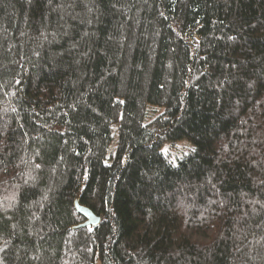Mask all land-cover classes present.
I'll use <instances>...</instances> for the list:
<instances>
[{
    "label": "trees",
    "instance_id": "trees-1",
    "mask_svg": "<svg viewBox=\"0 0 264 264\" xmlns=\"http://www.w3.org/2000/svg\"><path fill=\"white\" fill-rule=\"evenodd\" d=\"M97 261L264 264V0H0V264Z\"/></svg>",
    "mask_w": 264,
    "mask_h": 264
},
{
    "label": "rangeland",
    "instance_id": "rangeland-1",
    "mask_svg": "<svg viewBox=\"0 0 264 264\" xmlns=\"http://www.w3.org/2000/svg\"><path fill=\"white\" fill-rule=\"evenodd\" d=\"M150 107V114H149V121L158 113L164 111V108L162 107ZM193 148V145L189 142L188 139H183L178 142L174 143H167L163 147V152L168 155L171 160L175 163L178 162V160L182 159L186 154L190 152V150ZM97 264H101L100 261H97Z\"/></svg>",
    "mask_w": 264,
    "mask_h": 264
},
{
    "label": "water",
    "instance_id": "water-1",
    "mask_svg": "<svg viewBox=\"0 0 264 264\" xmlns=\"http://www.w3.org/2000/svg\"><path fill=\"white\" fill-rule=\"evenodd\" d=\"M75 207L77 211L85 217V222L80 225L75 226L74 228H83L89 226H98L101 222V217L98 216L91 208L86 207L80 203V198L78 197L75 201Z\"/></svg>",
    "mask_w": 264,
    "mask_h": 264
}]
</instances>
